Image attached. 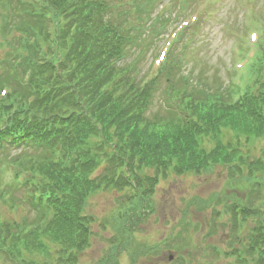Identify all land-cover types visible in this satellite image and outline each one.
I'll return each mask as SVG.
<instances>
[{"label": "trees", "instance_id": "obj_1", "mask_svg": "<svg viewBox=\"0 0 264 264\" xmlns=\"http://www.w3.org/2000/svg\"><path fill=\"white\" fill-rule=\"evenodd\" d=\"M0 1L4 17L0 35L3 38L10 35L7 26L23 17L24 12L25 17L30 18L27 21V36L32 35L34 28L42 32L43 25L33 20H41L48 10L51 12V23L57 29L43 34L38 43L42 47L43 42H48L47 47L52 49L54 57L47 64H36L34 56H25L24 67H34L32 82L37 79L43 82L41 85L50 86L53 71L60 76V82L72 83V79L80 76L73 85L76 91L59 101L57 106L58 117L64 123L71 124L78 119L79 125L68 137L64 136V128L58 129L57 136L62 138L60 154L55 161L40 164L33 176V179H38L36 185L41 189L38 201L52 208L54 215L44 232H41L42 229L33 231L28 238L20 236L21 229L33 221L25 211L20 220L17 213L13 221L3 222L0 225V262L3 258L4 264H8V261L11 264H25L23 254H28L30 249L46 250L43 236L68 251L88 240L89 220L82 213L90 195L99 188L100 181L98 177H93V172L101 163L113 162L115 154L127 169L121 175L120 182L127 184L130 180L135 187H150L152 181H149L146 172L151 168L169 165L178 172H199L209 162H231V159H226L228 150L221 142H217L209 155L200 150L201 140L198 138L201 135H210L219 141L222 128L228 125L243 135L246 133L249 139L263 135L258 131L259 126L264 127L261 113L263 103L259 101L263 94L248 92L245 104L234 108L209 104L207 99L210 95L223 92L218 82L211 86L213 89L193 86L187 95L197 100L200 96L205 100L193 106L199 115V122L194 125H181L173 121L153 122L154 114L148 118L152 85L136 88L127 97L128 100H123L121 87L126 89L136 75L134 58L129 59L130 53L127 51L129 47L137 46L138 40L134 35L139 29L143 34L148 32L150 26L146 20V10L140 11L132 21L131 15L123 14L120 19L106 0H34L31 3L22 2L20 12L15 10L17 5L12 7L15 0ZM117 11L121 15L118 8ZM177 62L173 60L174 65ZM65 67L69 70L61 74ZM49 71L50 80H43V74ZM64 89L68 90L67 87ZM64 110L65 113L61 115ZM178 160L182 167L178 168ZM112 164H107L105 170L111 168ZM9 209L13 212V205ZM72 254L68 255L69 263L75 264L76 257Z\"/></svg>", "mask_w": 264, "mask_h": 264}, {"label": "rangeland", "instance_id": "obj_2", "mask_svg": "<svg viewBox=\"0 0 264 264\" xmlns=\"http://www.w3.org/2000/svg\"><path fill=\"white\" fill-rule=\"evenodd\" d=\"M167 1L158 2L159 4L156 2L158 5L150 14L152 21L161 20L162 27H167L164 33L153 43L147 37L139 44V48L130 50L129 59H132L138 54V57L142 56L144 48L142 50L141 48L147 47L137 67V70L141 69L143 74L144 72L145 74L150 73L152 59L164 45V38L167 39L171 31L177 28L184 19L189 20L184 14L187 10L183 13L180 11L181 0H173L176 6L165 19H161L158 12L162 10ZM205 1L198 0L187 15L194 12ZM243 2L249 4L250 0H213L202 13L201 18L196 21L194 27H190L185 32L187 35L183 36V39L181 37L174 46L175 54L172 57L175 62L178 60L176 66L174 69L170 66L171 74L170 71L161 74L157 82L153 84V91L150 90L149 94L152 97L149 98L148 103V118L155 113L156 115L162 113L161 116H165L164 101L167 99L171 85L169 83L178 82L179 77L188 76L192 86L197 85L209 89H213L211 86H214L216 82L220 84V89L227 84L229 81L227 71L231 65L230 56L232 54L231 34L236 35V39L244 41L247 34V40L250 36V31L246 32L247 26L241 14L240 6ZM263 6L264 0H254L252 4L253 9L259 15L262 13ZM200 7L202 8L203 5ZM193 15L199 18L198 13L195 12ZM148 31L152 32L153 29L150 28ZM246 46V51L249 52L251 44L247 43ZM0 52L3 55L7 51L0 46ZM238 60L240 59L235 56L234 61ZM242 63H245V60H242ZM169 74L172 79L169 80L170 82L164 79ZM258 131L263 135L251 136L250 140L246 133L243 135L241 131L238 132L228 125L222 128L219 141L214 140L213 136L201 135L202 137L198 138L201 140L199 149L209 155L216 148L217 142H221V145L228 150L226 159L236 160L234 163H242L245 160L246 165L251 167L257 161L264 160V127L259 126ZM10 152L0 148V153L10 159L8 161L14 159L11 157L17 156H11ZM179 163L178 168L182 167L180 161ZM207 164L203 174L196 170L178 172L172 166L173 169L169 170L168 176L165 174L159 182L156 195L152 196L153 210L147 209L145 215L141 213L139 217H133L135 220L130 222L123 219L121 205L124 199L134 194L135 190L132 187H126L125 192L118 194L117 190L107 191L98 188V191L91 194L87 203L85 213L93 218L91 225L93 234L91 244L87 245L89 247L77 251L79 264H109L107 255L110 250L113 251L111 243L119 237L126 241L119 246L120 250L116 252L119 255L115 257L112 264H181L183 256H187L191 264H236L225 258L218 261L212 252L211 247L221 244L228 253L231 248L229 245L225 246L224 243L229 239L234 240L229 232H225L217 240L209 242L207 234L217 224V222L214 224L212 212L215 209L226 208V206L229 208L228 206H233L235 202L248 200L252 197L250 195L254 189L258 196L257 180L250 181L246 176H242L239 182H235L231 176V170H226L225 163L212 164L209 162ZM155 173V168L147 170L151 178ZM263 174L264 171L259 175V179L264 178ZM93 176L95 177L96 174ZM3 214L7 220L13 221L14 214L11 211ZM18 216L20 220L24 213L20 211ZM252 217L254 218L251 220L259 222L257 215ZM199 224L201 225L200 231H197ZM247 230L248 226L245 232ZM43 241L46 250L44 252L29 250L28 254H23L24 262L41 261L40 264H45L47 258L53 259V255L61 254L57 251L60 246L58 243L53 242L47 236H43ZM202 248H204L203 251ZM67 259L68 255L65 256V260ZM0 264H4L3 258Z\"/></svg>", "mask_w": 264, "mask_h": 264}]
</instances>
